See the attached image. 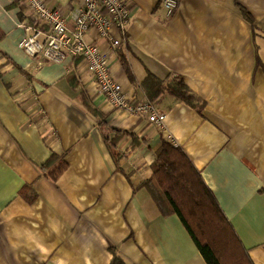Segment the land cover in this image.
Segmentation results:
<instances>
[{
  "label": "crops",
  "instance_id": "1",
  "mask_svg": "<svg viewBox=\"0 0 264 264\" xmlns=\"http://www.w3.org/2000/svg\"><path fill=\"white\" fill-rule=\"evenodd\" d=\"M45 1L69 14L81 0ZM127 2L112 74L165 112L162 126L111 107L79 59L38 65L19 47V0H0V264H112L114 249L126 264H208L144 184L165 140L264 264V0H179L170 16L162 0ZM87 39L106 45L96 30ZM149 74L182 78L197 106L151 98ZM53 153L68 165L56 180L42 169Z\"/></svg>",
  "mask_w": 264,
  "mask_h": 264
},
{
  "label": "built area",
  "instance_id": "2",
  "mask_svg": "<svg viewBox=\"0 0 264 264\" xmlns=\"http://www.w3.org/2000/svg\"><path fill=\"white\" fill-rule=\"evenodd\" d=\"M19 2L22 12L19 26L24 31L19 47L38 65L61 63L68 57L79 59L111 107L163 125L165 112L149 100L128 97L112 74V57L127 37L131 14L127 0H81L69 14L45 0ZM162 5L170 16L178 8L179 0H162ZM92 30L97 31L106 45L87 39Z\"/></svg>",
  "mask_w": 264,
  "mask_h": 264
},
{
  "label": "trees",
  "instance_id": "3",
  "mask_svg": "<svg viewBox=\"0 0 264 264\" xmlns=\"http://www.w3.org/2000/svg\"><path fill=\"white\" fill-rule=\"evenodd\" d=\"M243 13L251 19L246 10L243 9ZM147 78L155 79L147 90L151 98L167 91L185 103L197 106L198 98L182 78L168 83L156 79L152 74ZM87 106L93 113L101 115L92 104L87 103ZM101 122L103 125L104 121ZM120 134L116 132L114 138L110 134L105 136L113 153ZM51 165L53 169L49 176L54 180L68 166L62 157L54 153L42 165V169L49 170ZM144 184L164 214L176 213L181 218L208 264H254L213 191L181 148L165 140L153 163V175ZM112 253V264H126L115 249Z\"/></svg>",
  "mask_w": 264,
  "mask_h": 264
}]
</instances>
